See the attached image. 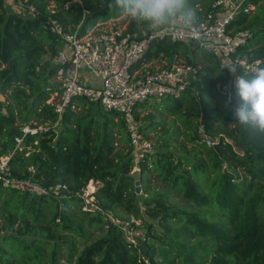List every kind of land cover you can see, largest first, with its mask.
<instances>
[{"label": "trees", "instance_id": "1", "mask_svg": "<svg viewBox=\"0 0 264 264\" xmlns=\"http://www.w3.org/2000/svg\"><path fill=\"white\" fill-rule=\"evenodd\" d=\"M29 1L38 16L7 10L0 0V90L7 91L0 100V154H11L13 177L44 191L0 181V264H63L62 259L72 264H264V137L236 124L230 108L239 98L226 91L235 76L222 69L220 59L194 40H172L167 34L153 39L136 66L160 58L170 65L177 56L181 63L207 61L178 96L133 107L142 134L157 124L169 128L172 123L163 121L171 114L184 125L191 147L175 154L168 144L180 130L171 128L160 147L135 160L130 130L118 111L76 96L59 115L48 101L59 90L60 79L52 78H59L66 63L55 59L58 36L44 26L46 15L64 31L78 28L83 35L119 13L110 11L108 0ZM211 2L190 0L197 14L198 5L208 11ZM250 5L253 10L241 8L228 28L231 34L246 32L234 54L264 67V0H245L244 6ZM136 25L129 22L128 29ZM140 108L149 110L141 117ZM25 124L48 128L23 134ZM200 125L217 140L208 144ZM17 137L22 138L18 145ZM135 164L141 191L147 193L143 209L130 175ZM151 174L159 188L149 184ZM90 181L93 206L82 194ZM171 192H179L188 206L175 204ZM143 213L152 221L143 219L146 231L138 243L109 217L143 218Z\"/></svg>", "mask_w": 264, "mask_h": 264}, {"label": "built area", "instance_id": "2", "mask_svg": "<svg viewBox=\"0 0 264 264\" xmlns=\"http://www.w3.org/2000/svg\"><path fill=\"white\" fill-rule=\"evenodd\" d=\"M244 3L245 0H212L208 11H203L202 6L198 5L197 9L201 12L196 13L200 21L197 28L199 39L184 32L163 30L142 32L139 35L134 28L129 30L128 26L122 28L118 25L101 30L95 26L87 33L78 35V28L74 31H64L52 16L46 15L44 26L58 36L55 59L66 63V66L59 70V90L48 101L53 104L59 115L76 96H84L89 101H99L103 108L118 111L125 118L130 130V144L135 160L143 158L145 153L152 149V144L138 131L133 107L137 103L158 100L167 95L178 96L197 77L199 67L192 63L176 62L155 66L154 59L143 65H136L144 57L153 39L167 34L172 40L196 41L199 46L215 54L220 59L221 66L237 60L245 71L259 66V60L248 61L244 55L234 54L237 46L245 42L246 32L231 34L228 25L241 8H247ZM51 5L54 3L51 2ZM3 7L22 15L40 14L35 4L29 0H3ZM60 41L64 42L65 46H60ZM82 66L100 77L99 87L80 79L79 70ZM47 128L48 126L44 125L31 127L25 124L22 131L23 134H29ZM203 138L208 144L213 142L206 133ZM21 140V137L16 138L17 145ZM10 155L0 154L1 183L6 186L28 183L29 187L44 191L35 183L11 175ZM59 187L60 184H56L54 190L57 192ZM86 201L91 204V201ZM83 208H86V205Z\"/></svg>", "mask_w": 264, "mask_h": 264}, {"label": "clouds", "instance_id": "3", "mask_svg": "<svg viewBox=\"0 0 264 264\" xmlns=\"http://www.w3.org/2000/svg\"><path fill=\"white\" fill-rule=\"evenodd\" d=\"M110 11H116L129 22L166 32H184L199 39V17L190 0H108ZM223 68L235 76L234 86L239 101L230 110L245 131L264 137V67L242 70L240 61L226 63ZM242 70V74L236 75ZM231 105V97L225 107Z\"/></svg>", "mask_w": 264, "mask_h": 264}, {"label": "rangeland", "instance_id": "4", "mask_svg": "<svg viewBox=\"0 0 264 264\" xmlns=\"http://www.w3.org/2000/svg\"><path fill=\"white\" fill-rule=\"evenodd\" d=\"M254 5H250L247 7V9L249 10H253ZM129 24V21L126 20L125 18L121 17L120 15L117 17H112L107 19L106 21H101L98 22L95 26L96 29L101 30V29H105V28H109L112 25H118L122 28L127 27ZM157 29H152L146 25L140 24V25H136L134 27V31L137 32V34H142V32H154ZM58 45V42H57ZM60 46H65V43L60 41L59 42ZM199 55H201V52L198 53ZM207 60L205 58H201L198 59V64H196L198 67H200L202 64H204ZM165 63V59L164 58H160V59H154L153 64L155 66H162ZM176 63H181V57L177 56V62ZM84 69V72L81 73V71ZM80 79L82 81H85L87 84L90 85H94L99 87L100 86V77L99 76H95L87 67L82 66L80 67ZM54 79H59L57 76L53 77L52 80ZM92 80V82H89L87 80ZM234 82H235V77L233 78V85L230 89L226 90L228 95L230 96H237V90L234 86ZM7 92V91H6ZM6 92H2L0 90V100L4 101L5 97H6ZM239 98V97H238ZM147 110H149L148 108H140L139 109V115L142 117L146 114ZM165 114V112H164ZM174 118L173 115L171 114H166V117L164 118L163 123L166 125V123L171 122L172 125L169 126V128H167L165 126V128L163 126H161L162 124H157L154 129L151 130H147L146 132L143 133V135L151 142L152 144V149L153 151L156 150V148L160 147V143L165 141L171 131V128H179L180 132L177 133V137L175 139L172 140V143L169 142L168 146L171 150L174 151L175 154H185L186 151L191 147L190 146V142L186 139H184V134H183V124L180 123L179 119H176L174 121H172V119ZM199 131L201 133V136L203 137L204 133H203V129L202 126H199ZM207 134V133H206ZM211 138L212 141L217 140V136L216 135H211L208 134ZM120 134H117V137H119ZM225 139L229 140L230 142H232L233 147L236 150L241 151L242 148L241 146L238 144V141L236 138H234L233 136H229L226 135ZM123 145V142H120L118 139L116 141V146L121 147ZM183 148V150H182ZM201 156L205 159V152L201 151ZM138 166H133L132 170L136 169ZM148 182L150 185H155V187H160V185H162L156 175L151 174L149 176ZM25 186H28V183H22ZM95 189V185L92 181L88 182V184L86 185V187L83 190V195L85 197L86 200L91 201L93 199V196L91 195L92 191ZM91 192V193H89ZM136 194L138 195L137 197V203L139 204L140 208L143 209V198L145 196H147V193H144L142 191L136 192ZM171 197L174 199V203L178 204L180 206H184L187 207V202L184 198H182L181 194L179 192H171ZM91 206H93V204L91 203ZM144 214V213H143ZM143 218H136L133 215L128 216L127 218H117L112 214H109V217H111V219L115 222H120L122 223V228L124 230L125 236L127 237L128 240L133 241L134 243H138L142 240V237L145 234L146 231V226L143 222V219H146L148 222H151L152 220L147 216V215H143ZM127 217V216H126ZM133 222V223H132ZM158 230L160 231L161 229L158 228ZM102 230H95V234H99L101 233ZM81 245V243H80ZM63 262V264H72L68 261H65L64 259L61 260Z\"/></svg>", "mask_w": 264, "mask_h": 264}, {"label": "water", "instance_id": "5", "mask_svg": "<svg viewBox=\"0 0 264 264\" xmlns=\"http://www.w3.org/2000/svg\"><path fill=\"white\" fill-rule=\"evenodd\" d=\"M230 85V82L228 83ZM130 175L133 178L134 182V190L135 192L141 191V184H140V176H139V168H136L130 172Z\"/></svg>", "mask_w": 264, "mask_h": 264}, {"label": "crops", "instance_id": "6", "mask_svg": "<svg viewBox=\"0 0 264 264\" xmlns=\"http://www.w3.org/2000/svg\"><path fill=\"white\" fill-rule=\"evenodd\" d=\"M83 72H84V69L81 71V73H83ZM79 74H80V70H79ZM87 81L92 82L91 79L90 80H87Z\"/></svg>", "mask_w": 264, "mask_h": 264}]
</instances>
